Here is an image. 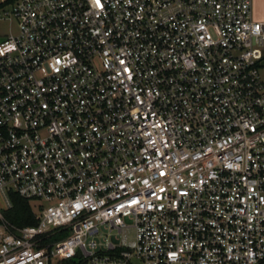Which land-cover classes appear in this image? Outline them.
<instances>
[{
	"label": "built area",
	"instance_id": "built-area-1",
	"mask_svg": "<svg viewBox=\"0 0 264 264\" xmlns=\"http://www.w3.org/2000/svg\"><path fill=\"white\" fill-rule=\"evenodd\" d=\"M12 18L0 264H264L252 0H0ZM11 193L35 224L6 218Z\"/></svg>",
	"mask_w": 264,
	"mask_h": 264
},
{
	"label": "trees",
	"instance_id": "trees-1",
	"mask_svg": "<svg viewBox=\"0 0 264 264\" xmlns=\"http://www.w3.org/2000/svg\"><path fill=\"white\" fill-rule=\"evenodd\" d=\"M12 208L5 212V216L12 223L17 225H33L36 223L32 205L28 199L11 193ZM54 264H83L78 257L57 260Z\"/></svg>",
	"mask_w": 264,
	"mask_h": 264
},
{
	"label": "rangeland",
	"instance_id": "rangeland-1",
	"mask_svg": "<svg viewBox=\"0 0 264 264\" xmlns=\"http://www.w3.org/2000/svg\"><path fill=\"white\" fill-rule=\"evenodd\" d=\"M17 31V23L15 19L10 20H0V38L5 37L9 34H14ZM260 75L262 78H264V61H261L260 69H259ZM34 204L33 202H30V204ZM34 208V206H32ZM127 236L130 238L132 236V230L128 229Z\"/></svg>",
	"mask_w": 264,
	"mask_h": 264
},
{
	"label": "crops",
	"instance_id": "crops-1",
	"mask_svg": "<svg viewBox=\"0 0 264 264\" xmlns=\"http://www.w3.org/2000/svg\"><path fill=\"white\" fill-rule=\"evenodd\" d=\"M252 18L254 21L264 22V0H252ZM262 60L264 61V46Z\"/></svg>",
	"mask_w": 264,
	"mask_h": 264
}]
</instances>
